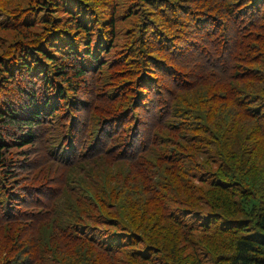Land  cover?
<instances>
[{
  "label": "trees",
  "instance_id": "1",
  "mask_svg": "<svg viewBox=\"0 0 264 264\" xmlns=\"http://www.w3.org/2000/svg\"><path fill=\"white\" fill-rule=\"evenodd\" d=\"M0 264H264V0H0Z\"/></svg>",
  "mask_w": 264,
  "mask_h": 264
}]
</instances>
